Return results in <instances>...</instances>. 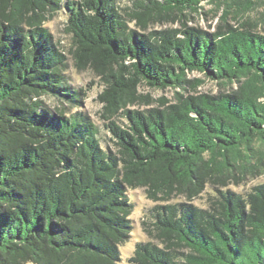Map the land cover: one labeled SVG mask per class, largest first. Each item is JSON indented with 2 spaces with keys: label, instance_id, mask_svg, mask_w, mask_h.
I'll return each mask as SVG.
<instances>
[{
  "label": "trees",
  "instance_id": "obj_1",
  "mask_svg": "<svg viewBox=\"0 0 264 264\" xmlns=\"http://www.w3.org/2000/svg\"><path fill=\"white\" fill-rule=\"evenodd\" d=\"M205 2L226 7V17L256 6L134 0L130 21L148 31L139 33L116 0H0V264H118L132 231L128 190L137 188L162 203L132 263L264 264V183L247 193L222 188L264 165V33L250 21L214 33L151 29L172 14H201ZM63 6L78 65L90 63L105 82L98 99L114 150L87 115L45 100L81 102L44 26ZM194 71L237 91L127 108L139 83L183 89ZM121 109L123 125L111 119ZM208 183L217 192L209 208L171 202Z\"/></svg>",
  "mask_w": 264,
  "mask_h": 264
},
{
  "label": "rangeland",
  "instance_id": "obj_2",
  "mask_svg": "<svg viewBox=\"0 0 264 264\" xmlns=\"http://www.w3.org/2000/svg\"><path fill=\"white\" fill-rule=\"evenodd\" d=\"M253 1L256 2L254 8L244 10L241 5L240 8H234L227 17L225 16L226 7L218 8L215 4L205 2L203 3V13L186 17L172 14L168 17V22L165 21L163 24L151 27V29L164 30L177 28L182 30L186 27H192L204 32L214 33L218 30H226L230 26L240 28L244 22L250 21L251 27L264 33V6L260 0ZM116 6L123 19L126 20L128 29H133L139 33L148 32L136 26L135 21H130L129 14L134 7V0H116ZM67 18V9L63 6L44 23V26L49 30L55 47L65 56V62L67 64V68L64 70L65 80L71 90L80 92L79 99L81 102L77 103V105L73 104L72 106L70 103L62 104L59 99L49 96L45 100L53 108L61 105L62 107H66L67 112L70 114L82 112L87 115L97 127L98 137L103 146H109L114 150V142L111 140V134L106 127V124L110 120L105 117L104 106L98 99L106 87L105 82L101 76L96 74L90 63L84 66L78 65L73 52L75 48L73 35L67 30ZM188 78L191 79V82L183 89H175L173 87L157 88L151 87L145 82L139 83L133 94L127 99V108L140 111L155 108L165 109L178 103L180 98L179 94L183 95V99H185L188 97H199L205 94L216 97L237 91L236 85H223L215 81L207 80L197 71L190 73ZM200 79H204V82L199 83ZM120 112H122V109L118 114L111 117V119L119 124H126L127 121ZM260 183H264V165L259 171L241 175L237 179H230L227 187L222 188H230L247 193L254 185ZM128 193L134 203L133 211L130 215L132 231L128 240L120 246L122 259L118 264H135L130 261V257L133 256L137 244L151 240L144 223L150 221L151 208L158 203H162L161 201L155 202L148 198L144 188L129 189ZM216 194L217 192L214 186L208 183L204 191L194 196L191 200L181 197L174 198L171 202L186 201L199 207L209 208L211 200Z\"/></svg>",
  "mask_w": 264,
  "mask_h": 264
}]
</instances>
